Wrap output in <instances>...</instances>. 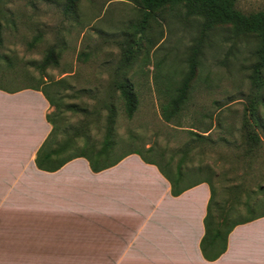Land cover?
Wrapping results in <instances>:
<instances>
[{
  "label": "rangeland",
  "instance_id": "obj_1",
  "mask_svg": "<svg viewBox=\"0 0 264 264\" xmlns=\"http://www.w3.org/2000/svg\"><path fill=\"white\" fill-rule=\"evenodd\" d=\"M65 5L66 0H0V86L42 85L63 109L59 140L75 136L79 146L86 136L100 146L113 110L115 157L137 151L162 164H180L189 176L185 183L209 180L219 201L235 198L243 216L263 215L264 86L257 94L250 83L255 42L227 28L206 34L189 101L166 122L161 107L175 96L187 70L198 22L178 9L152 16L140 28L142 11L133 0H79L69 13ZM235 8L255 13L264 9V0H236ZM129 46L134 59L125 66L122 54ZM50 48L58 65L41 70ZM125 79L138 98L132 117L115 89ZM255 95L260 123L253 127L260 141L250 146L245 122Z\"/></svg>",
  "mask_w": 264,
  "mask_h": 264
},
{
  "label": "crops",
  "instance_id": "obj_2",
  "mask_svg": "<svg viewBox=\"0 0 264 264\" xmlns=\"http://www.w3.org/2000/svg\"><path fill=\"white\" fill-rule=\"evenodd\" d=\"M42 89L0 86V264H264V216L234 227L219 258H204L207 182L173 196L136 153L99 172L85 158L38 169L53 111Z\"/></svg>",
  "mask_w": 264,
  "mask_h": 264
},
{
  "label": "trees",
  "instance_id": "obj_3",
  "mask_svg": "<svg viewBox=\"0 0 264 264\" xmlns=\"http://www.w3.org/2000/svg\"><path fill=\"white\" fill-rule=\"evenodd\" d=\"M137 7L142 11V19L138 27L145 28L147 21L152 17L162 16L167 12L181 10L186 18H192L199 24V37L191 48V53L187 62V70L175 91V96L161 107L162 115L166 122L175 118L186 103L189 101L193 89V83L196 79L201 66L200 57L202 54L204 38L206 34L218 29L227 28L236 35L252 39L256 47L253 50V56L256 62L252 66L250 74V83L258 94L264 86V9L251 13L243 14L235 8L236 0H133ZM79 0H66L65 12H74ZM2 45L0 32V47ZM134 50L129 46L122 54V63L125 66L131 64L134 59ZM59 56L53 48L47 50L45 57L39 64V68L44 70L50 66L58 65ZM115 89L119 92L124 103L125 112L128 117H132L138 105V98L134 91L133 84L128 80H121L115 83ZM42 92L50 105L54 107V112L47 116L48 122L52 125L51 132L45 139L41 148L37 152L35 164L40 170L54 172L60 169L67 162L76 158H85L93 172H99L108 169L117 164L127 154L136 153L148 164H154L158 167L163 176L171 184V194L178 196L190 187L200 183L207 182L211 188V197L208 202L206 216L204 218L205 233L201 240L200 248L204 258L213 261L219 258L226 250L227 238L234 227L250 222L257 217H245L238 209L237 203L219 201L216 197V191L209 180H199L187 184L186 175L180 164L174 165L172 161L159 163L148 159L140 152L130 151L115 157L116 136L114 132V111L108 118V125L105 130L104 138L97 146L90 136L85 137L83 145L79 146L74 138H65L59 140L60 127L57 120L63 118V109L61 103L57 102L50 92L43 87ZM258 96L255 95L250 100L248 106L249 119L245 122L246 139L250 146L256 145L260 137L254 130V126L259 125L260 118L257 108ZM66 110H73L74 106L67 105ZM78 135V131L75 132ZM153 149H148L152 153ZM247 210L249 206L246 204Z\"/></svg>",
  "mask_w": 264,
  "mask_h": 264
}]
</instances>
